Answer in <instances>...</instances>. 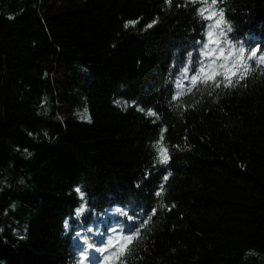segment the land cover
<instances>
[{"label":"trees","instance_id":"obj_1","mask_svg":"<svg viewBox=\"0 0 264 264\" xmlns=\"http://www.w3.org/2000/svg\"><path fill=\"white\" fill-rule=\"evenodd\" d=\"M261 54L264 0H0V264H264Z\"/></svg>","mask_w":264,"mask_h":264},{"label":"snow or ice","instance_id":"obj_2","mask_svg":"<svg viewBox=\"0 0 264 264\" xmlns=\"http://www.w3.org/2000/svg\"><path fill=\"white\" fill-rule=\"evenodd\" d=\"M191 2L193 4L197 3V0H191ZM165 3L168 5H171L172 0H165ZM208 3V0H201V4H206ZM218 4V0H211V5L215 6ZM198 13V15L200 17L203 18V20L205 21H214L215 22V28L218 30L215 34L213 31H208L207 32V40H208V44L204 45L203 47H210V46H214V48L216 50H218L219 53V57L224 59V60H232L234 57L236 58V65L234 66H230L229 64H224L222 67L224 69L223 72L221 71H213L211 73L207 74V80L215 82L217 77L219 76H223L224 79L228 82V84L230 85L232 80L234 78L236 79H243L244 77L242 75H240L238 73V68L244 66V61H245V53L247 52V49L245 47H243V42L241 41V47L239 48V52H237V49L235 47V45H233L232 40L227 39L228 33H230L232 31V25L226 20L225 18V13L223 8H219L218 10H213L211 7L209 8H201V9H195ZM140 21L136 20V21H128L124 24V27L127 28L129 27V25H135L138 24ZM158 23V20H153L152 23H148L146 25L147 29H153L154 26ZM202 27H207V25H203ZM199 43V42H197ZM228 45V48L231 50L230 54L226 55V51H228V49H225L223 47L224 44ZM257 52L258 49H254L251 51L250 56L248 57L249 59H251L253 62H255V58L257 57ZM205 56H213L215 57L217 55L216 51H211V52H204L203 53ZM259 62L260 64L264 65V54H261L259 56ZM217 87H219V84L216 85ZM117 104H119V101H116ZM143 110V109H141ZM152 116H155L154 112H150L149 113ZM169 161L167 159H165L163 161V163L166 165ZM171 175V172H168L167 175L163 176V180L167 181L168 177ZM147 178V177H146ZM139 185H137L138 187ZM160 188L163 187V185L159 186ZM75 193H77L78 198L83 201V203H81V205L79 207H76L74 209V213H75V218L79 219L83 213L86 211L87 209V202L84 201V193L81 192L80 187H76L74 188ZM155 196L159 197L160 196V191L156 190L155 191ZM175 205H173L174 207ZM170 210V209H169ZM117 212L120 211L119 208L116 209ZM129 221L133 223V228L132 231H135L136 228L138 227V225H135V222L132 220V217H128ZM64 228L65 230L69 229V220L68 218L65 219L64 221ZM89 231H91V229H89ZM75 235L78 237L80 236V232H76ZM87 247L89 249H91L93 247V245L88 244ZM123 250V249H122ZM96 251L98 252H106L107 248H97ZM86 258V254L82 251L81 252V257L80 259L76 262V264H84V259ZM105 264H108V261H105Z\"/></svg>","mask_w":264,"mask_h":264}]
</instances>
